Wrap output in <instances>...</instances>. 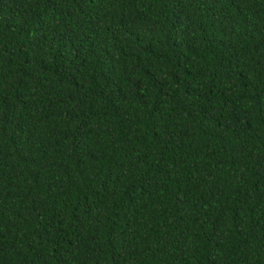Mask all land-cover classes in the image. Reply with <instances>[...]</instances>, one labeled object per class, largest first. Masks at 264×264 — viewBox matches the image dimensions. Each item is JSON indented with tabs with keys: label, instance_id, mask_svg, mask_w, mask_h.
I'll use <instances>...</instances> for the list:
<instances>
[{
	"label": "trees",
	"instance_id": "trees-1",
	"mask_svg": "<svg viewBox=\"0 0 264 264\" xmlns=\"http://www.w3.org/2000/svg\"><path fill=\"white\" fill-rule=\"evenodd\" d=\"M0 264H264V0H0Z\"/></svg>",
	"mask_w": 264,
	"mask_h": 264
}]
</instances>
